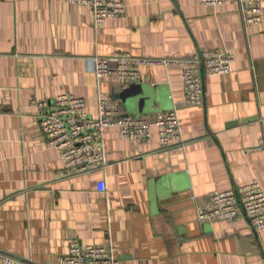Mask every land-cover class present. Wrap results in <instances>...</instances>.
<instances>
[{
  "label": "crops",
  "instance_id": "crops-1",
  "mask_svg": "<svg viewBox=\"0 0 264 264\" xmlns=\"http://www.w3.org/2000/svg\"><path fill=\"white\" fill-rule=\"evenodd\" d=\"M125 4L123 18L96 26L89 8L70 0H0V253L61 264L78 240L111 244L123 264H264V231L244 214L196 218L213 192L254 182L264 189V18L247 28L235 4ZM208 52L228 53L233 64L205 78L200 107L186 105L178 66L140 65L143 81L122 88L112 78L99 84L91 63L117 53L159 60ZM64 94L85 99L93 118L100 96L149 120L176 109L184 144L161 152L158 128L148 143L109 128L106 170L67 179L34 104Z\"/></svg>",
  "mask_w": 264,
  "mask_h": 264
},
{
  "label": "built area",
  "instance_id": "built-area-1",
  "mask_svg": "<svg viewBox=\"0 0 264 264\" xmlns=\"http://www.w3.org/2000/svg\"><path fill=\"white\" fill-rule=\"evenodd\" d=\"M89 8L93 22L99 26L110 19H121L126 15L125 0H70ZM208 8L228 4L240 6L244 26L258 27L264 18V0H200ZM92 70L99 84L105 79H116L122 88L143 81L140 65L153 64L168 68L178 66L182 70L181 81L184 101L188 106H202L205 101L204 81L206 77L222 76L231 72L233 58L228 53L208 52L203 56L179 59H138L129 53L113 56H94ZM116 65L113 67V65ZM43 111L40 126L49 147L56 150L63 162L64 176L72 179L104 172L108 165L105 133L109 128H118L121 136L130 141L148 143L152 129H159L161 152L183 146L181 121L178 111L173 109L160 113L153 120L146 117L126 115L118 102L99 97L98 116L88 114L87 101L64 94L52 104L36 102ZM100 192H107V183H98ZM200 224L218 221L232 222L242 214L249 220L255 232L264 231V189L259 183L211 193L204 204L196 210ZM113 246L86 245L78 240L70 248L61 264H123L113 255ZM7 264H25L0 253Z\"/></svg>",
  "mask_w": 264,
  "mask_h": 264
},
{
  "label": "water",
  "instance_id": "water-1",
  "mask_svg": "<svg viewBox=\"0 0 264 264\" xmlns=\"http://www.w3.org/2000/svg\"><path fill=\"white\" fill-rule=\"evenodd\" d=\"M115 97V99H119L120 97L117 95V96H114ZM197 218V217H196Z\"/></svg>",
  "mask_w": 264,
  "mask_h": 264
}]
</instances>
